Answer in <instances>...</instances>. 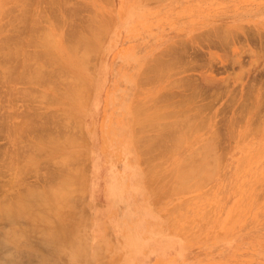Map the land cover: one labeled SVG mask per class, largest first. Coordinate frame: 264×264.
<instances>
[{"label": "rangeland", "instance_id": "1", "mask_svg": "<svg viewBox=\"0 0 264 264\" xmlns=\"http://www.w3.org/2000/svg\"><path fill=\"white\" fill-rule=\"evenodd\" d=\"M263 67L264 0H0V264H264Z\"/></svg>", "mask_w": 264, "mask_h": 264}, {"label": "bare ground", "instance_id": "2", "mask_svg": "<svg viewBox=\"0 0 264 264\" xmlns=\"http://www.w3.org/2000/svg\"><path fill=\"white\" fill-rule=\"evenodd\" d=\"M25 3H26V2H25ZM19 7H20V6H19ZM17 10H19V8H18ZM19 11H20V10H19ZM18 14H19V13H18ZM16 18H17V16H16ZM18 18H19V16H18ZM17 22H18V20H17ZM21 22H22V20H21ZM8 24H10V22H9ZM11 24H13V23L11 22ZM15 24H17V23H15ZM227 30H228V29H227ZM232 31H233V30H231V32H232ZM225 32H226V30H225ZM228 32H229V31H228ZM231 32H230V33H231ZM224 34H225V33H224ZM226 34H227V33H226ZM226 34H225V35H226ZM253 35L255 36V34H253ZM258 35H259V34H258ZM227 36L229 37V35H227ZM256 36H257V35H256ZM223 37H224V35H222V38H223ZM257 37H258V36H257ZM225 38H226V36H225ZM18 39H19V38H18ZM223 39H224V38H223ZM82 40H83V39H82ZM224 40H225V39H224ZM75 41H76V40H75ZM78 41H80V40H78ZM18 42H19V41H18ZM79 43H80V42H79ZM81 43H82V42H81ZM72 47H74V46L72 45ZM72 47H71V48H72ZM83 47H84V46H83ZM73 50H74V49L72 48V51H73ZM167 51H168V50H167ZM167 51H166V52H167ZM166 52H165V53H166ZM3 53H4V51H3ZM18 53L20 54V52H18ZM169 53H170V52H169ZM169 53H168V54H169ZM253 53H254V51H253ZM14 54H15V53H14ZM161 54H163V52H162ZM255 54H257V53H255ZM10 55H12V54H10ZM16 55H18V54H16ZM163 55H165V54H163ZM262 55H263V54H262ZM12 56H13V55H12ZM166 56H167V55H166ZM176 56L178 57V55H176ZM176 56H175V57H176ZM256 56H257V55H256ZM7 57H10V56H7ZM7 57H6V58H7ZM17 57L20 58V56H17ZM17 57H14V58L16 59ZM161 57H162V56H161ZM161 57H160V58H161ZM14 58H13V60L15 61ZM19 58H18V59H19ZM87 58H88V57H87ZM179 58H180V57H178V59H179ZM18 59H17V60H18ZM20 59H21V58H20ZM176 59H177V58H176ZM176 59H175V60H176ZM167 60H168V59H167ZM169 60H170V59H169ZM171 60H172V59H171ZM19 61H21V60H19ZM164 61H166V60L164 59L162 62H164ZM12 62H13V61H12ZM15 62H16V61H15ZM17 62H18V61H17ZM25 62H26V63H25L24 65L26 66V64H28V61H25ZM81 62H82V61H81ZM160 62H161V59H160ZM166 62H167V61H166ZM170 62H171V61H170ZM170 62L168 63V65L170 64ZM82 63H83V62H82ZM157 63H158V62H157ZM240 63H241V62H240ZM240 63H239V64H240ZM13 64H14V62H13ZM85 64H86V63H85ZM154 64H155V63H154ZM163 64H164V63H163ZM163 64H161V65H163ZM166 64H167V63H166ZM242 64H243V63H242ZM83 65H84V64H83ZM27 66H28V65H27ZM27 66H26V67H27ZM156 66H158V65L156 64ZM164 66H167V65H163V67H164ZM170 66H171V65H170ZM172 66H175V64H173ZM172 66H171L170 68H172ZM213 66H214V65H213ZM213 66H211V67L214 68ZM151 67H152V66H151ZM163 67H162V68H163ZM223 67H225V66H223ZM152 68H154V67H152ZM156 68H157V67H156ZM159 68H161V66H160ZM166 68H169V67H166ZM166 68H165V69H166ZM217 68H218V67H217ZM263 68H264V67H263ZM154 69H155V68H154ZM214 69H215V68H214ZM37 70H39V69H37ZM37 70H36V72H37ZM159 70H160V69H159ZM159 70H158V71H159ZM163 70H164V68H163ZM163 70H162L163 73H164L165 71H167V70H164V71H163ZM169 70H170V69H169ZM212 70H213V69H212ZM212 70H211V71H212ZM40 71L42 72L41 69H40ZM155 71H156V70L153 71V70L151 69V73H153V72H155ZM244 71H245V70H244ZM263 71H264V69H263ZM41 72L39 73V71H38V75H39V76H41L40 74H43V73H44V71H43L42 73H41ZM156 72H157V71H156ZM214 72H215V71H214ZM260 72H261V71H260ZM158 73H159V72H158ZM44 74H45V73H44ZM166 74H167V72H166ZM38 75H37V76H38ZM159 75H160V74H159ZM210 75H211V74H210ZM213 75H214V74H213ZM2 76H3V75H2ZM42 76H45V75H42ZM153 76H158V75H155V74H154ZM161 76H162V78H163V75H161ZM161 76H160V77H161ZM164 76H165V75H164ZM170 76H171V75H170ZM170 76H169V77H170ZM61 77H62V76H61ZM61 77H60V78H61ZM82 77H83V76H82ZM210 77H212V75H211ZM39 78H41V77H39ZM44 78H45V77H44ZM60 78L58 77V79H60ZM158 78H159V77H158ZM203 78H204V77H203ZM8 79H9V78H8ZM12 79H13V78H12ZM28 79H29V78H28ZM37 79H38V78H37ZM42 79H43V78H42ZM194 79H195V78H194ZM206 79H208V78H205L204 80H206ZM211 79L213 80V78H211ZM211 79H210V80L208 79V81L210 82ZM4 80H5V79H4ZM10 80H11V79H10ZM29 80H31V79H29ZM54 80H56V77H55ZM60 80H61V79H60ZM60 80H59V81H60ZM161 80H162V79H161ZM34 81H35V80H34ZM41 81H42V80H40L39 82H41ZM43 81H44V79H43ZM43 81H42V82H43ZM61 81H63V80H61ZM193 81H194V80H193ZM196 81H197V80H196ZM213 81H214V82L216 81V82L218 83V81H220V80L217 81V80L214 78ZM213 81H211V82H213ZM32 82H33V80H32ZM55 82L57 83L58 81H55ZM33 83H34V82H33ZM56 83H55V84H56ZM139 83H140V82H139ZM57 84H58V83H57ZM57 84H56V85H57ZM168 84H169V83H168ZM190 84H191V83H190ZM210 84H211V83H210ZM212 84H213V83H212ZM56 85H55V86H56ZM59 85L61 86V84H59ZM208 85H209V84H208ZM221 85H222V81H221ZM221 85H219V86L221 87ZM138 86H139V85H138ZM219 86H218V87H219ZM56 87H57L56 89H59V88H58L59 86H56ZM190 87H191V86H190ZM201 87H202V86H201ZM218 87H217V88H218ZM210 88H211V85H210ZM191 89H192V88H191ZM199 89H201V88L196 89V92H197ZM203 89H205V88H203ZM65 90H66V89H65ZM194 90H195V89H194ZM206 90H207V88H206ZM66 91H67V90H66ZM192 91H193V90H192ZM192 91H191V92H192ZM199 91H200V90H199ZM202 91H203V90H202ZM58 92H59V91H58ZM137 92H139V90H137ZM140 92H141V91H140ZM206 92H207V91H206ZM206 92H204V93H206ZM193 93H194V91H193ZM202 93H203V92H202ZM204 93H203V94H204ZM208 93H209V92H208ZM63 94H64V92H63ZM65 94H67V93L65 92ZM141 94H142V93H141ZM191 94H192V93H191ZM194 94H195V93H194ZM196 94H197V93H196ZM203 94H202V95H203ZM74 95H76V94H74ZM189 95H190V94H188V96H189ZM63 96H64V95H63ZM194 96H195V95H194ZM194 96H193V97H194ZM190 97H192V96H190ZM190 97H189V98H190ZM193 97H192V98H193ZM195 97L197 98V95H196ZM79 98H80V97H79ZM199 98H200V97H199ZM83 100H85V99H83ZM183 100H184V99H183ZM137 102H139V101H137ZM179 102H180V101H179ZM140 103H141V101H140ZM179 104H180V103H179ZM182 104H184L183 101H182ZM176 105H177V104H176ZM139 106H140V104H139ZM139 106H138V107H139ZM135 107L137 108V104H136ZM145 108H146V107H145ZM145 108H143V109H145ZM176 108H177V107H176ZM143 109H142V111H143ZM148 109H149V108H148ZM148 109L146 110L147 112H148ZM150 109H151V108H150ZM133 110L136 111V109H135L134 107H133ZM137 110H139V109L137 108ZM146 111H143V112L145 113ZM150 111H151V110H150ZM155 111H156V110H155ZM140 112H141V110H140ZM143 112H142V114H144ZM169 112H171V111H169ZM169 112H168V113H169ZM175 112H176V111H175ZM175 112L173 111L172 113H175ZM154 113L158 114L159 112H158V113H157V112H154ZM168 113L166 112L167 115L165 116V118H166V117H167V118L170 117L169 115L172 114V113H170V114L168 115ZM39 114H40V113H39ZM44 114H45V113H43V115H44ZM137 114H138V113H137ZM27 115H28V114H27ZM27 115L25 114V116H27ZM43 115H42V116H43ZM149 115H151V114H149ZM149 115H148V116H149ZM153 115H154V114H153ZM160 115H162V114H160ZM174 115H177V113H176V114H172V116H174ZM38 116H39V115H38ZM42 116H41V117H42ZM45 116H46V115H45ZM135 116H136V115H135ZM137 116H138V115H137ZM137 116H136V117H137ZM177 116H178V115H177ZM27 117H28V116H27ZM140 117L142 118V116H140ZM143 117H144V115H143ZM161 117H163V116H161ZM23 118H24V117H23ZM151 118H152V117H151ZM156 118H157V115H156ZM26 119H27V118H26ZM29 119H30V118H29ZM29 119H28V120H29ZM143 119H144V118H143ZM143 119H142V120H143ZM152 119H153V118H152ZM176 119H177V117H176ZM24 120H25V119H24ZM134 120H135V119H134ZM139 120H140V119H139ZM150 120H151V119H150ZM154 120H155V119H154ZM162 120H164V119H162ZM174 120H175V119H174ZM160 121H161V120H160ZM177 121H178V119H177ZM23 122H24V125H23V127H22ZM23 122H22V124L20 123V129H23V132H24V130H26V129L28 130V121H26L27 123H26L25 121H23ZM139 122H140V121H139ZM141 122H142V121H141ZM141 122L139 123L140 126L142 125V126L144 127L145 124L148 125V123L143 124V122H142V123H141ZM155 122H156V121H155ZM164 122H165V121H164ZM172 122H173V124H174V121H172ZM153 123H154V122H153ZM137 124H138V123H137ZM162 124H164V123L162 122ZM166 124H167V123H166ZM182 124H183V123H182ZM182 124H181V125H182ZM29 125H30V124H29ZM41 125H42V124H41ZM65 125H66V124H65ZM147 125H146V126H147ZM152 125H153V124H152ZM167 125H168V124H167ZM176 125H177V124H176ZM176 125H175L174 127H175V128H178V125H177V127H176ZM181 125H180V127H181ZM39 126H40V125H39ZM66 126H69V125H66ZM66 126H65V127H66ZM140 126L137 125V127H140ZM149 126H150V125H149ZM163 126H164V125H163ZM34 127H35V126H34ZM43 127H46V126H43ZM63 127H64V126H63ZM151 127H152V126H151ZM151 127H150V128H151ZM157 127H158V126H157ZM172 127H173V125H172ZM174 127H173V128H174ZM30 128H31V127H30ZM35 128H37V129H42V128H38V127H35ZM48 128H49V127H47V129H48ZM59 128H60V127H59ZM71 128H72V127H71ZM74 128H75V127H74ZM144 128H148V129H149V127H144ZM164 128H165V127H164ZM164 128H163V129H164ZM31 129H32V128H31ZM44 129H45V128H44ZM44 129H42V130H44ZM50 129H51V128H50ZM55 129H56V128H55ZM65 129H66V128H65ZM68 129H69V128H68ZM76 129H77V128H75V130H76ZM79 129H80V127L77 129V131H78ZM142 129H143V128H142ZM152 129H153V127H152ZM156 129H157V128H156ZM29 130H30V129H29ZM32 130H34V129H32ZM62 130H63V129H62ZM69 130H70V129H69ZM69 130H68V131H69ZM71 130H74V129H71ZM144 130H146V129H144ZM175 130H176V129H175ZM175 130H174L173 134L175 133ZM38 131H39V130H38ZM40 131H41V130H40ZM46 131H47V130H46ZM46 131H45V132H46ZM49 131H50V130H49ZM51 131H52V130H51ZM66 131H67V130H66ZM77 131H75V132H77ZM81 131H82V130H81ZM136 131H138V130H136ZM141 131H142V130H141ZM141 131H140V129H139V132H141ZM160 131H162V127H161ZM168 131H169V129H168ZM23 132H22V133H23ZM54 132L57 133L58 130H57V132H56V130H55ZM70 132H71V131H70ZM79 132H80V131H79ZM79 132H77V134H78ZM142 132H143V131H142ZM142 132H141V133H142ZM25 133H26V132H25ZM43 133H44V132H43ZM48 133H51V132H48ZM55 133H54V134H55ZM61 133H64V132H61ZM68 133H69V132H68ZM159 133H160V132H159ZM159 133H158V135H161V133H160V134H159ZM176 133H177V132H176ZM40 134H41V133H40ZM46 134H47V132H46ZM52 134H53V133H52ZM52 134H50V135H52ZM134 134H135V133H134ZM136 134H138V133L136 132ZM145 134H146V133H145ZM168 134H169V133H168ZM170 134H171V133H170ZM177 134H178V133H177ZM177 134H176V138L180 139V138H179L180 136L177 137ZM59 135L62 136V134H58L57 136H59ZM64 135H65V134H64ZM69 135H70V134H69ZM71 135H72V134H71ZM162 135H163V132H162ZM162 135H161V136H162ZM166 135H167V133H166L164 136H162V137H165ZM178 135H179V134H178ZM182 135H183V134H182ZM186 135H188V134H186ZM39 136H40V135H39ZM42 136H43V135H42ZM42 136H40V137L42 138ZM74 136H75V135H74ZM80 136H81V134H80ZM155 136H156V134H155ZM161 136H160V138H161ZM184 136H185V135H184ZM43 137L46 138V135L43 136ZM50 137H51V136H50ZM50 137H49V138H50ZM55 137H56V134H55ZM62 137H63V136H62ZM66 137H67V136H66ZM143 137L145 138V135H143ZM143 137H142V136L140 137L141 140H143V139H142ZM158 137H159V136H158ZM171 137H172V135H171ZM174 137H175V136H174ZM63 138H65V136H64ZM67 138H68V137H67ZM67 138H66V139H67ZM69 138H70V137H69ZM69 138H68V139H69ZM71 138H72V136H71ZM76 138L78 139V137H76ZM76 138H75V139H76ZM79 138H80V137H79ZM153 138H155L154 135H153ZM153 138H150V139H149L148 136H146L145 139H147V140H149V141H151V139H152V142H153V140H154ZM166 138H167V136H166ZM46 139H47V138H46ZM51 139H52V137H51ZM57 139H58V138H57ZM57 139H55V140H57ZM66 139H65V140H66ZM157 139H158V138H157ZM178 139H175V140H178ZM181 139L183 140L182 137H181ZM38 140H39V138H38ZM41 140H42V139H41ZM55 140H54V141H55ZM62 140H63V139H62ZM65 140H64V141H65ZM81 140H82V139H81ZM81 140H80V142H81ZM134 140L136 141V139H134ZM141 140H140V141H141ZM161 140H163V139H161ZM161 140H160V141H161ZM165 140H166V139H165ZM39 141H40V140H39ZM43 141H44V140H43ZM46 141L48 142V140H46ZM50 141H51V140H50ZM59 141H60V139H59ZM66 141H67V140H66ZM68 141H69V140H68ZM70 141H71V140H70ZM73 141H74V140H73ZM143 141L146 142V140H143ZM149 141H148V142H149ZM57 142H58V141H57ZM74 142H75V141H74ZM152 142H150V143H152ZM155 142H156V141H155ZM161 142H163V141H161ZM42 143H43V142H42ZM58 143H60V142H58ZM72 143H73V142H72ZM72 143H71V144H72ZM135 143H136V142H135ZM157 143H158V141H157ZM39 144H40V142H39ZM50 144H51V143H50ZM53 144H54V142H53ZM71 144H70V145H71ZM139 144H140V143H139ZM148 144H149V143H148ZM154 144H155V143H154ZM36 145H38V144H36ZM40 145H41V144H40ZM67 145H68V144H67ZM80 145H81V144H80ZM149 145H150V144H149ZM155 145H156V147L158 146L157 144H155ZM159 145H161V143H159ZM147 146H148V145H147ZM147 146H146V147H147ZM152 146H153V145H152ZM152 146H151V148H152ZM162 146H164V145H162ZM36 147H37V146H36ZM43 147H44V146H42V148H43ZM57 147H58V146H57ZM57 147H56V148H57ZM137 147H138V146H137ZM146 147H145V149H147ZM156 147H155V148L153 147V149L156 150ZM38 148H39V146L37 147V151H39V152L41 153V151L38 150ZM40 148H41V147H40ZM40 148H39V149H40ZM149 148H150V147H149ZM151 148H150V150H151ZM162 148H163V147H162ZM34 149H35V151H36V148H34ZM45 149H46V148H44V150H45ZM48 149H49V148H48ZM139 149H140V148H139ZM41 150H42V149H41ZM44 150H43V151H44ZM49 150H50V149H49ZM54 150H55V149L50 150V152H51V151H54ZM157 150H158V149H157ZM159 150H161V149L159 148ZM37 151H36V152H37ZM43 151H42V152H43ZM55 151H56V150H55ZM145 151H146V150H145ZM152 151H154V150H152ZM152 151H151V152H152ZM48 152H49V151H48ZM160 152H162V151H159V152L157 151V154H159ZM32 153H33V152H32ZM58 153H59V152H58ZM152 153H154V152H152ZM49 154H50V153H49ZM52 154H54V153H52ZM35 155H36V154H35ZM44 155H45V154H44ZM54 155H55V154H54ZM62 155H63V154H62ZM74 155H75V154H74ZM150 155H151V153L149 152V156H150ZM152 155H153V154H152ZM153 156H155V154H154ZM33 157H34V156H33ZM61 157H62V156H60V158H61ZM65 157H66V155H65ZM74 157H75V156H74ZM79 157H80V156H78V159L81 158V157H80V158H79ZM83 157H84V156H82V158H83ZM16 158H17V157H16ZM35 158L37 159V157H35ZM38 158H39V157H38ZM51 158H52V157H51ZM53 158H54V157H53ZM69 158H70V157H69ZM147 158H148V157H146L145 159H147ZM150 158L153 159L152 156H150ZM155 158H156V157H155ZM17 159H18V158H17ZM40 159H41V158H40ZM49 159H50V158H49ZM49 159H48V160H49ZM61 159H62V158H61ZM67 159H68V158H67ZM83 159H84V158H83ZM88 159H89V158H88ZM141 159H142V158H141ZM48 160H46V161H48ZM50 160H52V159H50ZM74 160H75V159H74ZM76 160H77V159H76ZM76 160H75V161H76ZM80 160H82V159H80ZM143 160H144V159H143ZM143 160H142V161H143ZM153 160H154V159H153ZM155 160H156V159H155ZM12 161H13V159H12ZM14 161H15V160H14ZM35 161H36V160H35ZM46 161H44V162H46ZM53 161H54V160H53ZM63 161H64V160H63ZM67 161H68V160H67ZM67 161H66V162H67ZM70 161H71V160H70ZM75 161H73V162H75ZM78 161H79V160H78ZM17 162H18V160H17ZM44 162H42V163H44ZM48 162H49V161H48ZM50 162H51V161H50ZM61 162H62V161H61ZM144 162H145V160H144ZM144 162H143V163H144ZM146 162H150V160L148 161V159H147ZM12 163H13V162H12ZM15 163H16V162H15ZM36 163H37V162H36ZM59 163H60V162H59ZM59 163H58V164H59ZM63 163L66 164V166L68 165V167H70V165H71L72 162L70 163V165L67 164V163H65V162H63ZM78 163H79V162H78ZM82 163L84 164V161H82ZM82 163H81V165H82ZM53 164H54V162H53ZM60 164H61V163H60ZM75 164H76V163H75ZM14 165H15V164H14ZM35 165H36V164H35ZM44 165H45V164H44ZM48 165H50V164L48 163ZM48 165H47V166H48ZM76 165H77V164H76ZM76 165H75V166H76ZM78 165H79V164H78ZM37 166H38V165H37ZM54 166H55V165H54ZM84 166H85V165H84ZM84 166H83V167H84ZM49 167H51V166H49ZM57 167H58V166H57ZM60 167H61V166H60ZM60 167H59L58 169H60ZM64 167H65V166H64ZM64 167H63V170L65 169ZM72 167H73V169H74V166H72ZM76 167H77V166H76ZM36 168H37V167H35V169H36ZM52 168H53V167H52ZM55 168H56V166H55ZM66 168H67V167H66ZM50 169H51V168H50ZM75 169L78 170V168H75ZM86 169H87V167H86ZM86 169H85V170H86ZM22 170H23V168L21 169L22 174H25L26 172H23L24 170H23V171H22ZM27 170H28V169H27ZM38 170H39V169H37V172H38ZM61 170H62V169H61ZM68 170H69V169H67V171H66V169H65V172L67 173V172H69L71 169H70L69 171H68ZM77 170H76V173L78 172ZM147 170H149V169H147ZM19 171H20V169H19ZM25 171H26V170H25ZM31 171H32V170H31ZM39 171H40V170H39ZM54 171H55V170H54ZM33 172H34V170H33ZM35 172H36V170H35ZM37 172H36V173H37ZM41 172L43 173V171H41ZM45 172H46V171H45ZM65 172H64V173H65ZM71 172H72V170H71ZM73 172H75V171L73 170ZM150 172H151V171H150ZM17 173H19V172H17ZM36 173H35V175H39V174H36ZM42 173H41V174H42ZM51 173H52V172H51ZM51 173H50V174H51ZM64 173H62V174H64ZM69 173H70V172H69ZM26 174L28 175V173H26ZM26 174H25V176H27ZM41 174H40V175H41ZM43 174H44V173H43ZM46 174H47V173H46ZM71 174H73V173H70V175H71ZM148 174H150V173H148ZM17 175H18V174H17ZM40 175H39V176H40ZM47 175H48V174H47ZM51 175H52V174H51ZM66 175H67V174H66ZM66 175H64L63 177L65 178ZM73 175H74V174H73ZM76 175H77V174H76ZM18 176H19V175H18ZM20 176H21V173H20ZM61 176H62V175H61ZM81 176H82V175H81ZM36 177H37V176H36ZM49 177H50V176H49ZM56 177H57V176H56ZM56 177H55V178H56ZM66 177H68V178H66L65 180H62V179H61L62 177L60 178L61 181L63 182V184H60V185H62L63 187H62V188H59V190L61 189V190L63 191V188H64V187H65V189L68 187V188H70V191H71V193H72L73 190H71V188L73 189V186H72V187H70V186L72 185V182H73V178H72V177H74V176L71 175V177H70V176L67 175ZM152 177H153V176H152ZM19 178H20V177H19ZM22 178H23V177L21 176V179H22ZM50 178H51V177H50ZM53 178H54V177H53ZM53 178H52V179H53ZM64 178H63V179H64ZM153 178H154V177H153ZM21 179H17L18 182H16V183L13 182L14 185L18 183V186H19V185H20L19 183H23V182L26 183L27 180H26V181H23V179H22V180H21ZM36 179H37V181H38V178H36ZM44 179H45V178H44ZM56 179H58V178H56ZM79 179H80V178H79ZM20 180H21V181H20ZM39 180H40V178H39ZM50 180H51V179H50ZM81 180H82V179H81ZM153 180H154V179H153ZM22 181H23V182H22ZM45 181H46V180H45ZM48 181H49V180H48ZM52 181L54 182V179H53ZM52 181H51V182H52ZM58 181H59V180H58ZM58 181H57V183L59 184L60 181H59V182H58ZM74 181H75V179H74ZM151 181H152V180H150V182H151ZM27 182H28V181H27ZM39 182H40V181H38V183H39ZM41 182H42V181H41ZM43 182H44V181H43ZM62 182H61V183H62ZM155 182H156V181H155ZM160 182H161V180H160ZM160 182L158 181L157 183H160ZM13 183H12V184H13ZM25 183H23V185H24ZM28 183H29V182H28ZM28 183H26L25 186H26V187L28 188V190H29V189H31L32 187L29 188L30 185H29ZM54 183H55V185H56V186L53 185L54 187H57V186L60 187V186L56 183V181H55ZM152 183H153V181H152ZM157 183H156V185H157ZM45 184H46V182H45ZM45 184H44V185H45ZM50 184H53V183H50ZM150 184H151V183H150ZM39 185H40V184H39ZM20 186H22V185H20ZM35 186H36V185H35ZM46 186H47V185H46ZM53 186H52V187H53ZM150 186H151V185H150ZM38 187H39V186H38ZM40 187H41V186H40ZM40 187H39V188H40ZM47 187H48V186H47ZM49 187H50V186H49ZM54 187H53V188H54ZM58 187H57V188H58ZM24 188H25V187H24ZM44 188L46 189V187H44ZM50 188H51V187H50ZM57 188H55V189L58 191V194H56V193H55V194H52V195H53V198H56V197H57V196L55 197V195H58V196L61 195L59 192H62V191H61V190L59 191ZM21 189H22V188H21ZM32 189L34 190L35 188L33 187ZM32 189H31V190H32ZM40 189H41V188H40ZM65 189H64V190H65ZM51 190H52V188H51ZM56 190L54 191V189H53V192H56ZM85 190H86V189H85ZM85 190H84V191H85ZM22 191H23V190H22ZM39 191H40V190H39ZM46 191H48V190H46ZM46 191H45V192H46ZM67 191H68V189H67ZM78 191H79V190H78ZM28 192H29V191H28ZM28 192H26V193L28 194ZM40 192H41V191H40ZM40 192H39V193H40ZM48 192H50V191H48ZM65 192H66V190H65ZM22 193H23V192H22ZM22 193L20 192V194L23 196ZM32 193H33V192H32ZM66 193H68V192H66ZM66 193H65V194H66ZM18 194H19V193H18ZM20 194H19V195H20ZM24 194H25V192H24ZM29 194H31V193L29 192ZM29 194H28V195H29ZM65 194H64V195H65ZM72 194H73V193H72ZM19 195H18V196H19ZM28 195H24L25 197L23 196V198H24V199H23V202H27L26 200H29V199H32V198H34V199H32L34 203H36L35 201H37V202L39 201V200H37V199L35 200V198H36V197H35V196H36L35 193L31 194L30 196H28ZM40 195H41V194H40ZM43 195H44V194H43ZM52 195H51V196H52ZM18 196H17V197H18ZM61 196H62V195H61ZM68 196L71 197L70 194H69ZM81 196H82V195H81ZM64 197H65V196H64ZM69 197H68V198L65 197L64 199H63V198H60V199H61V200H64L63 202H65L67 199H69ZM39 198H40V197H39ZM44 198H45V197H44ZM57 198H59V197H57ZM57 198H56V199H57ZM66 198H67V199H66ZM80 198H81V197H80ZM16 199H17V198H16ZM18 199L20 200V196H19ZM45 199H46V198H45ZM56 199H55V200H56ZM65 199H66V200H65ZM57 200H58V199H57ZM61 200H59V202H60ZM83 200H84V199H83ZM20 201H21V200H20ZM46 201H47V200H46ZM51 201H52V200H51ZM67 201L70 202L69 200H67ZM67 201H66V202H67ZM33 202L30 201L31 204H32ZM40 202H41V201H40ZM18 203H21V202H17V205H16V206H18ZM34 203H33V204H34ZM41 203H42V202H41ZM52 203H53V201H52ZM57 203H58V202H57ZM57 203H56V205H57ZM60 203H61V202H60ZM60 203H59V204H60ZM21 204H22V203H21ZM21 204H20V205H21ZM23 204H24V207H25V208H28V209L33 208V209H34V207H32L31 204H28V205L25 204V203H23ZM36 204H37V203H36ZM38 204H40V203H38ZM42 204L45 205L44 203H42ZM50 204H51V203H50ZM59 204H58V207L60 206ZM34 205H35V204H34ZM43 205H42V206H43ZM3 206H4V204H3ZM3 206H2V207H3ZM10 206H11V205H10ZM13 206H15V205H13ZM35 206H36V205H35ZM38 206H39V205H38ZM40 206H41V204H40ZM40 206H39V207H40ZM70 206H71V205H70ZM39 207H38V209H39ZM49 207H50V206H49ZM54 207H55V206H54ZM62 207H63V206H62ZM0 208H1V206H0ZM13 208H14V207H13ZM56 208H57V207H56ZM5 209H7V208H5ZM8 209H9V208H8ZM8 209H7V210H8ZM11 210H12V208H11ZM16 210H19V209H16ZM20 210H21V211H20L21 213L23 212V210H24V212H26V209L23 208V205H22V209L20 208ZM31 210H32V209H31ZM34 210H35V209H34ZM48 210H49V209H48ZM55 210H56V209H55ZM80 210H81V209H80ZM35 211H36V210H35ZM49 211H50V210H49ZM8 212L11 213L10 210H8ZM8 212H7V213H8ZM30 212H31V211H30ZM33 212H34V211H33ZM51 212H53V211H51ZM0 213H1V212H0ZM43 213H44V212H43ZM16 214H20V213H19L18 211H16ZM46 214H47V213H46ZM50 214H51V213H50ZM6 215H8V214H6ZM41 215H42V214H41ZM51 215H52V214H51ZM1 216H2V214H1ZM9 216H10V215H9ZM13 216H14V218L16 217L15 213H14V215H12V217H13ZM17 217H18V215H17ZM23 217H24V216H23ZM43 218H44V217H43ZM32 219H33V218H32ZM2 220H3V219H2ZM15 220H16V219H15ZM24 220H25V219H24ZM35 220H36V219H35ZM29 221H30V219H29ZM47 221H48V220H47ZM18 222H19V221H18ZM42 223H43V222H42ZM23 224H24V223H23ZM31 224H32V223H31ZM26 225H27V224H26ZM26 227H27V226H26ZM26 227H25V228H26ZM30 227H31V226H30ZM40 228H41V227H40ZM42 228H43V227H42ZM3 231H4V230H3ZM6 231H7V230H6ZM31 231H32V230H31ZM26 232H27V231H26ZM7 233H8V231H7ZM43 233H44V231L42 232V234H43ZM4 234H6V232H5ZM8 234H9V233H8ZM59 234H60V233H59ZM7 236H9V235H7ZM45 237H46V236H45ZM48 237H49V236H48ZM6 238H7V237H6ZM32 238H33V237H32ZM51 238H52V237H51ZM10 239H11V238H10ZM50 240H51V239H50ZM11 241H12V240H11ZM42 241H43V240H42ZM5 242H6V241H5ZM1 246H2V245H1ZM7 247H8V245H7ZM1 254H2V252H1ZM8 254H9V253H8ZM2 255H3V254H2ZM62 256H63V255H62ZM11 257H12V256H11ZM7 258H8V257H7ZM11 259H12V258H11ZM6 260H7V259H6ZM10 261H12V260H10ZM12 263H14V262H12ZM8 264H9V263H8ZM10 264H11V263H10ZM25 264H26V263H25Z\"/></svg>", "mask_w": 264, "mask_h": 264}]
</instances>
